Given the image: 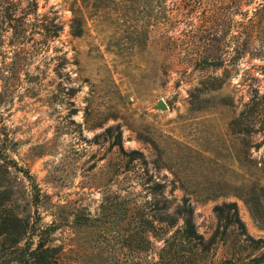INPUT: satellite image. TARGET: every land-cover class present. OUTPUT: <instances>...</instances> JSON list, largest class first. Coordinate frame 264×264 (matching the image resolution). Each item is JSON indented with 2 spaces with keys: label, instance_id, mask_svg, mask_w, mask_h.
Masks as SVG:
<instances>
[{
  "label": "rangeland",
  "instance_id": "374dc122",
  "mask_svg": "<svg viewBox=\"0 0 264 264\" xmlns=\"http://www.w3.org/2000/svg\"><path fill=\"white\" fill-rule=\"evenodd\" d=\"M222 5L0 1V113L18 165L0 175L34 242L42 235L64 262L159 264L161 195L187 197L205 237L214 205L234 200L246 232L264 238V129L229 126L252 86L264 90L263 61L228 53L239 12ZM237 240L227 230L216 256L264 264V244Z\"/></svg>",
  "mask_w": 264,
  "mask_h": 264
},
{
  "label": "trees",
  "instance_id": "16d2710c",
  "mask_svg": "<svg viewBox=\"0 0 264 264\" xmlns=\"http://www.w3.org/2000/svg\"><path fill=\"white\" fill-rule=\"evenodd\" d=\"M187 2L189 4L203 3L204 0H187ZM219 2L220 5L224 4L222 7L235 6L239 12L237 39L234 41L233 50L228 53H233L232 57L237 59L248 48H252L251 52L254 50V53L258 54L263 61L259 70L264 72V0H219ZM243 3L250 7L241 9ZM213 24L210 22L209 26ZM219 38L226 46L230 42L224 35ZM213 56L216 65L224 63V58L219 57L221 55ZM197 59L208 62L207 55H200ZM229 126L243 136H250L264 129V90L258 86H252L249 100L239 114L229 121ZM3 128L5 124L0 113V172L7 171L11 165L18 166L7 151L8 134ZM116 136V142L121 146L119 132ZM129 152L139 153L136 149ZM163 186L162 182H155L156 188L161 189ZM10 190L11 188L4 183L0 175V264H76L61 260L56 245L47 241L42 235H39L34 242L32 237L34 224H30L28 219L15 213L7 204ZM159 201L161 205L158 207L157 218L166 234L159 251V264H236L233 255L223 258L216 256L219 242H222L224 234L230 228L236 229L238 246L259 248L264 244V238H254L246 232L234 200L214 205L217 225L207 237L196 229L192 205L187 197L184 196L175 203L173 198L169 199L161 195ZM173 202L175 205L171 209ZM262 256H264V251L254 258L260 261Z\"/></svg>",
  "mask_w": 264,
  "mask_h": 264
}]
</instances>
